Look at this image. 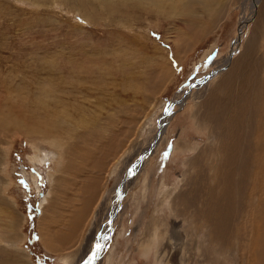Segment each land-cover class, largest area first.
I'll return each instance as SVG.
<instances>
[{
	"label": "rangeland",
	"instance_id": "374dc122",
	"mask_svg": "<svg viewBox=\"0 0 264 264\" xmlns=\"http://www.w3.org/2000/svg\"><path fill=\"white\" fill-rule=\"evenodd\" d=\"M153 1L0 0V115L25 110L28 121L55 111L74 143L95 128L103 140L128 131L121 158L94 176L95 195L73 229L88 198L85 176L66 159L62 172L51 156L34 165L32 145L55 157L60 150L29 130L1 128L0 227H11L4 215L14 212L8 238L18 241L13 251L0 247L2 256L161 264L175 229L183 240L170 241L172 254L189 264L252 262L250 210L259 202L264 211V174L251 148L264 96V0ZM44 91L51 93L38 99ZM48 167L61 185L42 218ZM161 185L173 189L168 202ZM153 224L161 237L145 253L140 244ZM40 225L48 243L39 240Z\"/></svg>",
	"mask_w": 264,
	"mask_h": 264
},
{
	"label": "bare ground",
	"instance_id": "6f19581e",
	"mask_svg": "<svg viewBox=\"0 0 264 264\" xmlns=\"http://www.w3.org/2000/svg\"><path fill=\"white\" fill-rule=\"evenodd\" d=\"M153 2L155 4V6L157 5V7H159V4L161 1L155 0ZM162 70H164V69H162ZM49 93H51V91L50 92L44 91V93L42 95L40 94L38 96V99H43V97L45 95H48ZM261 100H262V104L259 107L258 112L256 111L258 113L257 114V124L255 126L254 137H253V140L251 143V146H252L251 148L255 151V155L253 156V158H254L255 168H256V171L258 172V174H264V96H263V99H261ZM46 101H49V99H47ZM46 101L45 102L39 101L42 104V108H43L42 111H44V112L48 108V105H47L48 103ZM24 111L25 110H20L19 111L20 114L16 113V112L13 113L12 111H10L8 113L1 114L0 115V129L5 128V126L9 124V125H13V126L18 127V128H22L26 131L29 130V131H27L28 133H32V135L39 136L40 138L43 139L44 142L48 143L50 145V147H53L57 150H60V152L57 151V152H59V154L56 153L57 156L55 157L52 152H51L52 154H50V153L45 152L42 149H40V147L32 145L33 152H32V154L27 155V158H28L29 162L33 163L34 165H42L43 162L45 160H47L46 156H51V158L55 159V161H54L55 165L54 166L56 167L55 168L56 172L57 171L62 172L64 169V167H63L64 161L63 160L66 159V161H67L66 168H71V169H73V171H75V173L82 175V176H85L83 179L87 180L88 184L86 183V185H84L83 191L88 194V198L83 203L84 208L80 211V213L79 212L75 213V216H74L75 220L73 221V224H72L73 229L79 228V224L81 223V221L79 220V215H82L84 213L87 204L91 203L88 201L91 200L95 195L94 176H96L100 172V170H102L103 164L109 163V161H111V159L116 160L117 158L120 157L121 154H123L125 149L123 151H121V150H122L124 143H126L125 141H127L126 140V138H127L126 132H128V131L123 130V133H120V132H118V129H116V131H113L111 134H109V136L106 140H103L100 131L95 128L90 133H88L86 136L78 137V138H80V141L78 143H74V142H70L68 140L69 139L68 136H70V135L66 130H63V127L61 126V121L59 120L57 113L55 111H51V113L49 111H46L41 117L37 116V117H34L36 119H30L28 121H27V118L24 117V114H22V113H24ZM168 118H169V116L164 117L161 120L162 122H161V124H159V127H157L156 134H155L157 136L156 140L158 139V137L162 133V130H165ZM205 119H208V118H205ZM31 120H33V121H31ZM146 127H148V126H146ZM209 136L212 137V134H210ZM118 149H120L119 151H121L119 154L117 152ZM235 153H238V150L235 151ZM238 156H239V154H238ZM71 157H72V159H71ZM75 157L78 159V161L75 160ZM118 160H116V161H118ZM53 173L54 172L52 171V168H49L48 176L51 179V183H50L51 188L48 190L47 194L44 196V199H42V202L39 203V207L42 208V214H41L42 218L46 217L44 211L49 205H51V203L49 202V199L52 195L51 193H52L56 183H59L60 176H54ZM88 173H91V174H88ZM32 176L34 179V174H32ZM86 177H90V178H86ZM254 177H256V176L254 175ZM82 182L83 181H81L80 183H82ZM262 183H264V182H262ZM60 185L61 184L59 183V186ZM66 186H68V185H66ZM163 188H164V186L161 185L160 194L163 197L164 202H168V198L170 197L171 193L173 192V189L172 190H170V189L166 190ZM76 191L78 192V194H80L82 192V186L81 185L78 186L76 188ZM54 198H56V197H54ZM201 201H203V199ZM48 203H50V204H48ZM258 203L256 205H254L252 210H250V214H253L252 217H254V220H253V218H252V220L255 223V224L253 223L255 232L253 233L251 241L247 247L249 250L248 257L250 256L251 260H252V262L250 264H264V233L258 232L261 229H264V214H263L264 211L263 210L261 211L262 208L258 207ZM52 213L53 214L55 213L53 208H52ZM260 213H262L263 215H261ZM4 216L5 217L8 216L9 224L11 225V227L15 226V223L13 221H15L16 215L14 212L5 211ZM49 217H51V216H49ZM50 220L52 221L53 219L51 218ZM252 220H251V222H252ZM202 224L200 227H204V224L203 225ZM8 227L11 228L9 225L7 227H4V228L0 227L1 228L0 229V247H2V248L5 247V248L10 249V250L12 249V251H13L17 247L18 241L13 239L14 236L11 239L8 238V233H9ZM38 229L40 230L39 240L43 243L44 242L48 243V238H47L48 237V231L47 232H46V230L42 231L43 229H46L45 226L40 225L38 227ZM150 229H151V231L149 232V240L140 244V246L143 247L145 253L149 252L150 249L156 245L157 239H159L161 237L159 229L155 224H153L152 227H150ZM172 232H173L172 235L169 236V238L166 240V245L163 248L166 251L164 252L165 257L163 260H161V264H185V263H188V261L184 257L180 256L182 254H179L178 252L176 253V251L174 254H172V251H174V250H173L172 243L170 241L173 238H176V234L178 236V239L180 238L181 241L183 240L182 236L178 233V231L173 229ZM22 235L23 234H21V236ZM58 236L62 237L61 235H58ZM68 239H69V237L68 238L65 237L64 242L66 240L68 241ZM20 240H19V242H20ZM212 244L210 245V248L212 247ZM8 247H10V248H8ZM20 249L23 251V249L19 247V250ZM223 249H224L223 246H221L220 250L222 252H224ZM15 252H17V251H15ZM15 252L13 253V255L6 253L4 256H2V254L0 252V254H1L0 264L4 260H6L9 264H30L29 262H31V260H30L28 253H26L25 251L21 252L19 255L24 257V259L20 260L18 258V256L15 255ZM155 254H158V256H160V254L158 253V249H156ZM72 259L73 258H71V260ZM71 260H69V257H67V256L59 258L60 264H73V263H71Z\"/></svg>",
	"mask_w": 264,
	"mask_h": 264
}]
</instances>
